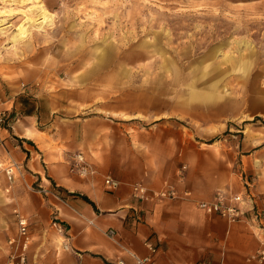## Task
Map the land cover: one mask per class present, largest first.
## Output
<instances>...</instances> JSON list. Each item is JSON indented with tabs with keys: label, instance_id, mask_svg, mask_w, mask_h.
Instances as JSON below:
<instances>
[{
	"label": "crops",
	"instance_id": "crops-1",
	"mask_svg": "<svg viewBox=\"0 0 264 264\" xmlns=\"http://www.w3.org/2000/svg\"><path fill=\"white\" fill-rule=\"evenodd\" d=\"M37 56L0 61V164H15L19 178L12 182L0 167V264L17 234L14 210L33 235L29 264H115L120 258L135 264L129 252L146 256L147 243L156 248L152 264H264L259 255L249 258L264 250V220L255 223L246 213L245 220L229 222L196 207L218 191L226 197L247 191L249 179V192L264 210V126L216 132L202 113L199 128L192 127L198 103L188 97L145 94L137 81L105 95L96 89L105 79L48 80ZM6 70L22 75L6 78ZM253 116H264V106ZM78 155L90 167L85 176L77 170ZM107 176L119 181L116 189L104 185ZM136 182L149 189L170 183L188 194L140 201L131 195ZM34 183L56 195L31 191ZM54 216L65 228L61 241L50 224Z\"/></svg>",
	"mask_w": 264,
	"mask_h": 264
},
{
	"label": "rangeland",
	"instance_id": "rangeland-1",
	"mask_svg": "<svg viewBox=\"0 0 264 264\" xmlns=\"http://www.w3.org/2000/svg\"><path fill=\"white\" fill-rule=\"evenodd\" d=\"M36 54L48 80L105 79V95L137 81L145 94L188 97L192 127L202 113L216 132L264 126L253 116L264 106V0H0V61Z\"/></svg>",
	"mask_w": 264,
	"mask_h": 264
},
{
	"label": "built area",
	"instance_id": "built-area-1",
	"mask_svg": "<svg viewBox=\"0 0 264 264\" xmlns=\"http://www.w3.org/2000/svg\"><path fill=\"white\" fill-rule=\"evenodd\" d=\"M77 159L79 161V164L77 165V170L79 171V174L81 176H85L90 170L84 165L81 155H78ZM0 167L3 168L5 174L7 175V178L13 182L15 179L14 175L17 170L16 165L13 163H9L4 166L0 164ZM185 168L186 166L184 164L180 166L178 176H182V172ZM247 180L248 181H245L247 191L234 193L228 197H226L222 192L218 191L217 193H215L212 200L198 201L196 203V207L204 214H217L225 218L229 222L245 220L246 213H249V219L251 218L255 221V223H262V220H264V210H261L256 206L254 197L253 195H251L248 189L252 186V182L249 179ZM104 185L108 189H116L119 186V181L107 176L104 178ZM36 191L44 195H56L52 189H50L49 187H44L42 185H38ZM187 194L188 192H183L181 194L175 188V186L170 183H164L163 186L159 189H149L146 185L141 182L133 183L131 187L132 197L140 201H162L165 199L178 198L181 195ZM14 214L16 215L17 221V234L8 240L12 251L6 261L1 264H29L27 259V251L32 243L33 235L31 230L29 229V223L27 218L24 215L19 214V212H17L16 210H14ZM50 224L55 230V232L61 235L64 234L65 228L56 216L53 217ZM106 233L109 236H113L112 229H108ZM147 246L150 250V254L146 256L141 257L132 252H129L130 256L134 259L135 264L153 263L152 255L156 251V248L148 243ZM258 255L261 258H264V250H259L256 254L250 255L249 258L255 259L258 258ZM115 264H126V262L122 258H120L116 261ZM198 264L213 263L209 260H202Z\"/></svg>",
	"mask_w": 264,
	"mask_h": 264
},
{
	"label": "bare ground",
	"instance_id": "bare-ground-1",
	"mask_svg": "<svg viewBox=\"0 0 264 264\" xmlns=\"http://www.w3.org/2000/svg\"><path fill=\"white\" fill-rule=\"evenodd\" d=\"M27 28L26 26H24V24H20L18 27H17V32H16V36H19V37H23L25 36V32H26ZM83 162H84V165L90 170V167L85 163L84 159L82 158ZM17 211V210H16ZM18 212V211H17ZM61 235V234H59ZM63 235V234H62ZM64 247L67 248V245L64 244Z\"/></svg>",
	"mask_w": 264,
	"mask_h": 264
},
{
	"label": "trees",
	"instance_id": "trees-1",
	"mask_svg": "<svg viewBox=\"0 0 264 264\" xmlns=\"http://www.w3.org/2000/svg\"><path fill=\"white\" fill-rule=\"evenodd\" d=\"M84 198H85L88 202L92 203L87 197L84 196ZM92 204H93V203H92Z\"/></svg>",
	"mask_w": 264,
	"mask_h": 264
}]
</instances>
